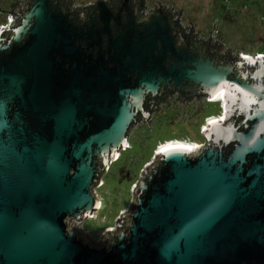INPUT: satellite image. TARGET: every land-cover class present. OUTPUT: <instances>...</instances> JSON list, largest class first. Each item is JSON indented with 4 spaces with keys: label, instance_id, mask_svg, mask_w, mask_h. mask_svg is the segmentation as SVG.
<instances>
[{
    "label": "water",
    "instance_id": "water-1",
    "mask_svg": "<svg viewBox=\"0 0 264 264\" xmlns=\"http://www.w3.org/2000/svg\"><path fill=\"white\" fill-rule=\"evenodd\" d=\"M98 7L102 25L33 0L0 30V264H264V57L216 63L164 10L113 29ZM165 88L238 102L244 129L214 119L198 151L157 154L132 212L92 242L79 224L105 166Z\"/></svg>",
    "mask_w": 264,
    "mask_h": 264
},
{
    "label": "flooded vegetation",
    "instance_id": "flooded-vegetation-1",
    "mask_svg": "<svg viewBox=\"0 0 264 264\" xmlns=\"http://www.w3.org/2000/svg\"><path fill=\"white\" fill-rule=\"evenodd\" d=\"M56 1H58L64 9L68 10L71 14H74L76 20L79 22H87L95 14L99 25H102V22L99 20L100 18L98 14H100V9L98 6L100 5V1H103L111 12L109 21L111 20L110 26L113 29H116L117 27L115 17L120 16L122 20H125L129 11L132 13L133 18H135V22L139 23L148 19L152 14H156L160 10H164L171 18L173 27L179 31V38H177V42H179L180 45H183L187 43L189 38H191V47L199 49L200 51L208 50V52L212 54L216 63L233 64L234 62H231L232 58H237L238 62L242 58L258 56V54L250 55L249 53L241 52L240 54L239 51L235 52L232 46H227L225 43L221 44L219 39H217V42H214V36L212 34L208 37V41H206L205 39L200 38V36L186 32L182 28L180 19L174 16L172 11L174 8H168L160 2V0H153L152 2H155L153 5H150L149 0H85L83 2L82 0ZM24 2L28 3L25 11L23 12L25 13L32 4L33 0H0V24L7 22L9 20V16H14L18 8L21 7ZM1 19H3V21H1ZM20 22L21 19L17 16V22L14 27L18 26ZM183 34L185 35L184 37L182 36ZM2 36L6 38L7 35ZM249 69L252 70L253 68L250 67ZM212 103H218V110L220 113H211L209 106ZM144 107L149 112L148 118H144L141 114H138L137 121L134 126L138 123L143 124L146 122L144 126H141L140 131L147 134L146 128L149 124L148 121L152 122L150 127H148V131L152 132V134L151 137L148 136L147 140L153 137V134L157 129L159 132L157 136L160 137L156 141H150L153 143L154 141L157 143L159 141H164L165 139H161L162 136L167 137L169 135H174L177 130H182L186 133V136H183L185 141H198V143H203L199 144L200 148H202L206 141V132L211 126V120L224 119L222 122L223 125L235 123L239 126V130H243L245 126V118L242 111L238 107V102H226L222 97L213 99V94L210 95L203 92L194 94L185 88H165L156 96L148 95L145 99ZM181 107L185 109H182ZM159 117H166L167 121L161 122ZM154 122H157V129H154L153 131L152 126L154 125ZM145 139H143L142 142H139L143 148L142 152H132L134 140H132L130 134L129 146L124 149L125 151H121L118 156L119 158H124L116 167L115 175L119 181H123L125 178L128 179V177H131V161H133L134 164L145 163L146 153L149 152V149L151 148L149 147L150 142L146 144L147 140ZM200 148L191 152H196ZM129 149L131 151H128Z\"/></svg>",
    "mask_w": 264,
    "mask_h": 264
},
{
    "label": "rangeland",
    "instance_id": "rangeland-1",
    "mask_svg": "<svg viewBox=\"0 0 264 264\" xmlns=\"http://www.w3.org/2000/svg\"><path fill=\"white\" fill-rule=\"evenodd\" d=\"M85 0H82V2ZM149 0L150 5L155 2ZM244 0H160L168 8H174L176 13L182 8L185 15L190 18H184L185 22L193 25L194 32L200 33L202 38L207 40L213 34L214 42L217 39L220 43H225L227 46H232L234 51L249 53L250 55H264V0H249L250 6L247 12L241 11V5ZM218 8V9H216ZM3 21V19H1ZM216 27V31L214 28ZM231 47V48H232ZM218 103H212L209 106L211 113L218 114ZM182 109H185L181 107ZM160 121H167L166 117H159ZM143 124H136L131 129V138L133 141L132 152H142L141 143L143 139L147 140L151 137L152 132L148 131L150 124L147 123V134L140 131ZM157 122H154L152 129H157ZM203 129V128H202ZM157 132V133H156ZM154 132L153 137L146 141V144L151 140L160 138L157 136L158 129ZM186 133L182 130H177L174 135L162 136L158 143L150 142L149 152L146 153L144 164H134L131 161L130 174L131 177L119 181L115 173L111 171L114 162L119 158L115 157L105 166L104 172L101 175L102 180L99 182L96 192L101 200V206L98 210L92 213L93 216L84 221L82 230L88 232L87 236L92 242L101 241L104 238L106 230L115 229L117 222L132 212L135 203V195L138 182L141 175L148 165L156 158L158 151L168 143L185 142L191 145H199L198 141H185L183 136ZM174 138V139H173ZM203 139V138H202ZM196 140V139H195ZM197 143V144H196ZM148 147V146H147ZM154 152L151 154L152 149ZM146 149V148H145ZM125 151V150H123ZM128 151H131L130 149ZM117 158V159H116Z\"/></svg>",
    "mask_w": 264,
    "mask_h": 264
},
{
    "label": "built area",
    "instance_id": "built-area-1",
    "mask_svg": "<svg viewBox=\"0 0 264 264\" xmlns=\"http://www.w3.org/2000/svg\"><path fill=\"white\" fill-rule=\"evenodd\" d=\"M25 5H26V2H24L22 5H21V7H19L18 8V10L16 11V13L14 14V16H9V20L7 21V22H4V23H1L0 24V30H2V29H4V28H6V27H8V26H14L15 24H16V22H17V16H19V13H22V12H24V10H25ZM248 8H249V6L247 5V4H243V5H241V11L242 12H244V11H248ZM214 30H215V28H214ZM216 31V30H215ZM213 35V34H212ZM258 56H263L264 57V55H259L258 54ZM117 157V156H116ZM118 158V157H117ZM116 158V159H117ZM146 172H147V168L144 170V173L141 175V179H143L144 178V176H145V174H146ZM140 179V180H141ZM91 216H93V215H91ZM90 216V217H91ZM84 221L85 220H82V223L81 224H79V226H80V228L81 229H83L84 227ZM112 231H117V224H116V228L115 229H110V230H106V232H112ZM105 232V233H106ZM90 239V238H89Z\"/></svg>",
    "mask_w": 264,
    "mask_h": 264
},
{
    "label": "bare ground",
    "instance_id": "bare-ground-1",
    "mask_svg": "<svg viewBox=\"0 0 264 264\" xmlns=\"http://www.w3.org/2000/svg\"><path fill=\"white\" fill-rule=\"evenodd\" d=\"M222 97V96H221ZM223 98V97H222ZM212 121V120H211ZM165 151L159 150L158 154H162L165 152H171V151H176V150H180V151H185V152H191L196 150L197 148H200V145H191L185 142H176V143H168L164 146H162ZM100 205V200L99 203L97 204V206Z\"/></svg>",
    "mask_w": 264,
    "mask_h": 264
},
{
    "label": "trees",
    "instance_id": "trees-1",
    "mask_svg": "<svg viewBox=\"0 0 264 264\" xmlns=\"http://www.w3.org/2000/svg\"><path fill=\"white\" fill-rule=\"evenodd\" d=\"M245 4H247L248 6H250V5L253 6V5H254V4H250V3H248V2L245 3ZM216 9H218V8H216ZM245 12H247V11H244V13H245ZM215 30H217L216 27H215ZM237 60H238L237 58H234V59L232 58V59H231V62H234V63H235V62H237ZM154 149H155V148H154ZM154 149H152L151 154L153 153V150H154ZM123 159H124L123 157H120L119 159L116 160V162L113 163L112 167L110 168L111 171L113 170V171H112L113 173H116V167L122 162Z\"/></svg>",
    "mask_w": 264,
    "mask_h": 264
},
{
    "label": "crops",
    "instance_id": "crops-1",
    "mask_svg": "<svg viewBox=\"0 0 264 264\" xmlns=\"http://www.w3.org/2000/svg\"><path fill=\"white\" fill-rule=\"evenodd\" d=\"M247 2L249 3V0H244V1H243V3H247ZM250 6H251V5H250ZM250 6H249V7H250ZM253 6H255V5H253Z\"/></svg>",
    "mask_w": 264,
    "mask_h": 264
},
{
    "label": "snow or ice",
    "instance_id": "snow-or-ice-1",
    "mask_svg": "<svg viewBox=\"0 0 264 264\" xmlns=\"http://www.w3.org/2000/svg\"><path fill=\"white\" fill-rule=\"evenodd\" d=\"M162 151H165L164 149H162Z\"/></svg>",
    "mask_w": 264,
    "mask_h": 264
}]
</instances>
